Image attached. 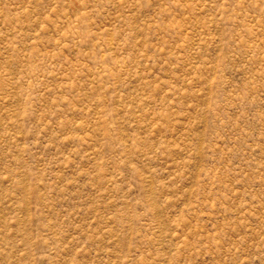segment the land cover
<instances>
[{"label": "rangeland", "instance_id": "obj_1", "mask_svg": "<svg viewBox=\"0 0 264 264\" xmlns=\"http://www.w3.org/2000/svg\"><path fill=\"white\" fill-rule=\"evenodd\" d=\"M0 264H264V0H0Z\"/></svg>", "mask_w": 264, "mask_h": 264}]
</instances>
